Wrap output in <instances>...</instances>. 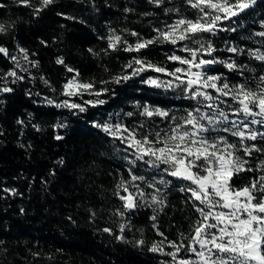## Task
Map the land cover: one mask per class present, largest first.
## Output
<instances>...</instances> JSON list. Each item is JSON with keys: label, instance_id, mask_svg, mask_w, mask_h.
Instances as JSON below:
<instances>
[{"label": "trees", "instance_id": "16d2710c", "mask_svg": "<svg viewBox=\"0 0 264 264\" xmlns=\"http://www.w3.org/2000/svg\"><path fill=\"white\" fill-rule=\"evenodd\" d=\"M36 2L33 0L34 4ZM0 4L3 5L0 23L7 27L5 33H0V46L18 58L22 56L19 49L24 48L29 60L38 61V65L32 67L20 59L22 67L28 69L24 72L0 54V76L16 70L25 77L15 84H11L13 78L9 77V86L14 91L0 94V264H172L171 257L164 254L173 251L167 242L163 252H152L150 248L164 237L167 241L180 242V234L191 233L199 214L189 199L190 193L180 191L188 182L138 161L133 169L136 174L144 175L149 181L153 176L157 180L163 176L171 181L167 186L158 185L164 206L142 205L123 217L117 215L118 209L123 211V202L116 195L117 184L122 178L130 179L131 165L124 157L134 159L133 150L125 151V144L94 124L122 123L141 135L167 132L173 122L142 115L143 108H160L179 117L196 106L193 100L185 99L183 94L179 96L174 90L145 83L149 77L159 75L153 71L119 84L112 80L132 71L125 65L133 57L171 70L181 65L167 60V56L173 52L184 56V53L180 51V44L175 47L156 44L139 53L105 52L108 42L101 37L114 29L134 44L137 37L129 35L125 29L138 32L143 39L153 38L157 35L154 28H163L181 16L194 18L195 10L185 0H165L161 7L149 0H94V6L93 0H56L35 15L33 8L20 5L18 0H0ZM166 9H179V12H166ZM262 19L264 0H258L244 26L236 33L221 32L212 37L221 49L217 53L221 59L231 56L251 71H245L241 77L237 72L216 65L210 74L223 73L231 83L248 78L255 84L252 78L264 74V63L251 59L246 52L233 56L226 51L225 41L244 49L259 47L264 51V38L252 36L264 30L260 26ZM228 23L225 22V26ZM249 36L252 38L247 39ZM58 58H63L64 64H58ZM68 67L79 72V80L95 82L96 89L110 90L100 97L105 100L103 105H88L87 111L80 113L46 102L45 98L55 103L70 99L62 95L63 85L74 75L67 71ZM101 81L109 83L101 84ZM3 83L0 80V84ZM94 99L87 94L82 99L71 98L75 103ZM56 135L63 139L56 140ZM259 146H264V141ZM248 159L255 168L264 160V154L254 153ZM259 174L241 173L234 181L235 186L247 184ZM136 183L141 184L145 192L153 193L143 182ZM4 188L15 189L17 194L4 192ZM153 216H156L155 221L151 219ZM122 224L123 233L120 232ZM104 228H110L111 234L104 232ZM159 232L164 233V237ZM120 235L123 240L117 239ZM180 255L188 258L190 253L182 251Z\"/></svg>", "mask_w": 264, "mask_h": 264}, {"label": "snow or ice", "instance_id": "6c2138e0", "mask_svg": "<svg viewBox=\"0 0 264 264\" xmlns=\"http://www.w3.org/2000/svg\"><path fill=\"white\" fill-rule=\"evenodd\" d=\"M55 2L56 0H37L34 4L33 0H18L20 5L33 8L35 15H39ZM149 2L161 7L165 0ZM257 2L258 0H185V3L195 10V17L181 16L163 28H154L157 35L153 38L143 39L138 32H129L127 29L124 31L137 37L136 43L130 44L114 29H111L106 37H101L108 42L105 52L123 50L139 53L156 44H171L174 47L180 44V51L187 53L186 56H180L173 52L167 56V60L181 65L171 70L147 59L133 57L125 65L126 69L132 71L112 80L119 84L146 71L171 77L172 79L166 81L149 77L145 83L157 88H179L187 98L196 102V106L181 117L170 115L168 111L160 108L147 106L141 113L149 118L159 116L172 121L167 132L162 134L161 131H155L141 135L122 123L94 124V127L101 129L111 138L125 144V151L133 150L134 159L124 157L131 165L128 169L130 179L122 178L117 184L116 195L123 202V211L118 209L117 215L123 217L126 212L142 205H157L161 208L164 206L162 189L158 185L167 186L171 181L165 180L163 176L158 180L153 176L149 181L144 175L136 174L133 169L138 161L153 169H159L169 177L188 182L180 191L190 193L189 199L195 212L199 214L191 233L188 236L180 234L181 240L177 242L167 241L164 233L159 232L164 239L150 248L152 252H163V246L167 242L173 251L164 254L171 257L172 264H264V160L254 168L248 159L254 153L264 154V146H259L260 142L264 141V74L252 78L255 80L254 85L248 78L243 82L231 83L223 73L210 74L216 65H222L229 72H237L241 77L245 71H251L247 65L237 62L231 56L221 59L217 55L221 49L212 37L221 32L236 33L244 26L246 17L252 13ZM0 7L3 5L0 4ZM165 11L179 12V9ZM225 22H229L227 26ZM260 26L264 28V19L260 21ZM6 31L7 27L0 23V33ZM252 36L264 38V30L256 31ZM225 44L226 51L233 56L246 52L251 59L264 63V51L259 47L244 49L227 41ZM19 52L22 54L20 58L0 46V54L13 61L21 71L27 72L28 69L22 67L20 59L27 61L32 67L38 65V61L29 60L26 49L20 48ZM56 62L64 64L63 58H58ZM67 71L74 75L63 85L62 95L70 99L55 103L45 98L48 104L84 113L88 105L95 107L105 103L100 97L110 91L108 88L96 89L95 82L79 80V72L75 69L68 67ZM9 77L13 78L11 84L25 79L24 76L18 75L16 70L4 73L0 76V80L4 81L0 84V94L14 91V88L9 86ZM100 83L107 84L109 81ZM85 94L96 99L85 100L83 103L72 102V97L82 99ZM225 106L228 111H225ZM127 115L131 116L132 113ZM140 127L143 129L144 125ZM229 137L234 139L230 140ZM55 139L61 140L63 137L56 135ZM249 141L253 143H248ZM252 172L260 174L254 176L247 184L235 186L234 181L241 173ZM137 181L153 189V193L145 192ZM3 191L17 194L15 189L4 188ZM151 219L155 221L156 216ZM124 230L125 226L122 224L120 232L123 233ZM103 231L110 234L112 232L110 228H104ZM117 239L123 240L124 237L120 235ZM138 243L143 244V241ZM182 251L194 255L196 259L193 260L191 256L181 257Z\"/></svg>", "mask_w": 264, "mask_h": 264}, {"label": "rangeland", "instance_id": "374dc122", "mask_svg": "<svg viewBox=\"0 0 264 264\" xmlns=\"http://www.w3.org/2000/svg\"><path fill=\"white\" fill-rule=\"evenodd\" d=\"M184 53V56H186L187 55V53H185V52H183ZM181 67V66H180ZM159 75L157 76V77H155V78H158V79H160V80H162V81H166V80H169V79H172L171 77H169V76H166V75H164V74H161V73H158ZM148 84V83H147ZM150 85V84H149ZM164 90H174V91H176L177 92V94L180 96V95H182V97H184L185 99H187V100H191V99H189V98H187V96H186V94L181 90V89H179V88H176V89H165V88H163ZM209 91H211V90H209ZM214 94V93H213ZM194 103L196 104V102L194 101ZM229 103H231V101H229ZM233 106H235V105H233ZM205 111H206V109H204ZM225 111H228V108L225 106ZM184 115H186V113H184V114H181L179 117H181V116H184ZM190 256H191V258L193 259V260H195L196 259V257L194 256V255H192V254H190ZM189 256V257H190Z\"/></svg>", "mask_w": 264, "mask_h": 264}]
</instances>
